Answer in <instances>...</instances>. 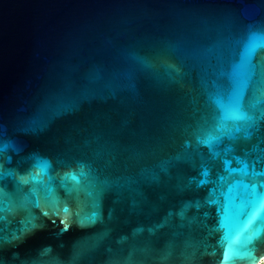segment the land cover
Masks as SVG:
<instances>
[{
  "label": "water",
  "instance_id": "95a60500",
  "mask_svg": "<svg viewBox=\"0 0 264 264\" xmlns=\"http://www.w3.org/2000/svg\"><path fill=\"white\" fill-rule=\"evenodd\" d=\"M0 264H264V0H0Z\"/></svg>",
  "mask_w": 264,
  "mask_h": 264
}]
</instances>
